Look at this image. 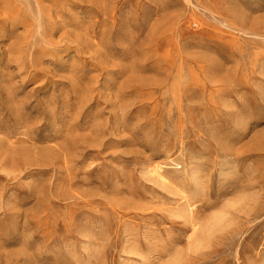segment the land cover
Segmentation results:
<instances>
[{
  "label": "rangeland",
  "instance_id": "374dc122",
  "mask_svg": "<svg viewBox=\"0 0 264 264\" xmlns=\"http://www.w3.org/2000/svg\"><path fill=\"white\" fill-rule=\"evenodd\" d=\"M26 1L0 0V264H264V0H41L115 6L103 66Z\"/></svg>",
  "mask_w": 264,
  "mask_h": 264
},
{
  "label": "bare ground",
  "instance_id": "6f19581e",
  "mask_svg": "<svg viewBox=\"0 0 264 264\" xmlns=\"http://www.w3.org/2000/svg\"><path fill=\"white\" fill-rule=\"evenodd\" d=\"M30 1L31 0H27L25 5L31 13H35ZM21 3L24 4V2L7 3V10H4V13L7 14V18L11 14H18L21 11L19 8ZM35 7L37 8L35 13L37 32L40 35H43L46 38L47 35L52 36L56 30H62L58 43L75 45L78 51L88 53L93 60H97L98 64L103 66V60L105 61V56L107 55V49H105L102 39L95 41V38L98 37L97 27L104 25L111 16L114 17L115 6H113V4L100 6L96 15L88 23L80 24V22L72 23L70 21L65 26L60 25V20L56 19V16L50 13V11H52L51 6L44 5L41 0H35ZM49 41L51 42L53 39L49 38ZM8 139L7 136L6 143L11 148H18L19 146H14L16 143L20 146L28 142H31L33 145L36 144L35 142L30 141V139L25 138H15L14 141ZM0 140L4 141V139ZM219 216V218L223 219L221 214H219Z\"/></svg>",
  "mask_w": 264,
  "mask_h": 264
}]
</instances>
